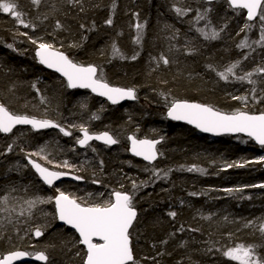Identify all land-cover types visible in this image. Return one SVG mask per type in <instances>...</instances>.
Returning <instances> with one entry per match:
<instances>
[{
	"label": "trees",
	"instance_id": "obj_1",
	"mask_svg": "<svg viewBox=\"0 0 264 264\" xmlns=\"http://www.w3.org/2000/svg\"><path fill=\"white\" fill-rule=\"evenodd\" d=\"M16 3L24 14L23 19L36 28L25 29L10 15L0 12V103L17 114L49 118L63 125L84 123L93 133L109 131L119 142L112 150L94 145L93 152L92 148L80 151L75 147L77 130L68 137L47 132L37 135L27 129L17 130L9 138L0 136V153H5L7 145L15 142L12 152L0 154V163L4 164L1 196L11 192V196L22 198V203L36 196L47 198L56 194L55 190L45 189L24 166L25 153L20 151L21 147L25 152H34L46 146L51 154L49 159L55 163L66 160L77 168L83 165L80 171H75V175L83 177V184L67 183L62 191L90 203L110 199L114 190L132 192L133 179L139 183L151 177L153 182L140 189L134 198L138 222L132 240L134 254L141 264H235L216 249L226 250L241 243L264 245V237L258 231L264 221V189L245 187L264 183L261 164L225 168L226 163L264 156V149L241 138L203 137L186 126L168 123L164 118L166 101L161 95L166 94L168 102L175 98L210 104L228 113L244 108L243 102L233 100L232 96H247L245 110L252 114L264 110V102L252 99L253 85L231 77L225 82L207 67L211 64L217 71H223L230 63L242 60V69L237 71L243 74L264 65V48L255 44L251 49L237 48L246 36L249 43L258 40L251 31L238 30L245 23L242 14L231 11L224 1L210 5L200 0H80L77 4H69L68 0H41L38 6L31 0H16ZM174 6L191 11L177 16ZM217 7L221 15L219 22L214 18ZM207 9H211L207 18L197 22V10L204 13ZM110 15L112 26L105 24ZM57 20L62 29L55 28ZM209 21L210 28L218 31L224 28L218 39L206 40L196 31L205 28ZM137 22L145 24L140 45L134 43ZM81 24L85 25L83 29ZM18 31H27L33 38L42 37L77 63L100 66L110 85L134 87L136 101L111 107L85 91L67 90L63 81L38 66L33 56L35 45L17 35ZM174 33H178L176 38L169 39ZM113 42L128 59L113 58ZM8 44L16 51L9 49ZM72 44L80 46L70 47ZM189 48L195 49L192 54H187ZM136 53H139L137 59H130ZM162 53L171 61L167 66L162 62L157 66V60L153 59ZM246 53L249 58L243 60ZM253 79L258 81L255 87L259 98L264 95L261 91L264 76L255 75ZM33 83L39 94L32 88ZM41 96L47 98L46 105L41 104ZM81 103H86V110L81 109ZM93 113L100 118L92 120ZM129 135L149 139L163 136L158 146L163 154L152 166L129 157L126 144ZM12 159L18 160L26 178L18 176L21 172L14 167ZM193 165L205 172L186 170ZM146 168L172 171L166 179H156ZM93 179L100 183H92ZM13 188L16 191H11ZM227 188H243V191H223ZM190 192L198 195L190 196ZM181 200L188 201L190 208H178ZM222 208L232 212L238 222L216 226L210 217ZM36 210L40 213L36 220L30 221L27 215L19 216L17 209L11 223L7 213H0V218L9 222L6 228L0 227V254L17 249L33 253L43 250L50 257L48 264H82V248L74 246L77 238L71 231L57 225L53 204L38 205ZM169 211L177 213L175 219L168 215ZM190 211L201 213L190 219ZM248 220H257V226L245 227ZM45 223L49 225L45 234L40 238L32 236V229ZM5 245L10 249H4ZM210 246L213 250L208 252ZM77 251H81V256L76 255ZM257 252L264 256V247L257 248Z\"/></svg>",
	"mask_w": 264,
	"mask_h": 264
},
{
	"label": "snow or ice",
	"instance_id": "obj_2",
	"mask_svg": "<svg viewBox=\"0 0 264 264\" xmlns=\"http://www.w3.org/2000/svg\"><path fill=\"white\" fill-rule=\"evenodd\" d=\"M68 2L69 4H77L80 3V0H68ZM208 2L211 3V0H208ZM31 3L38 6L41 0H31ZM227 3L238 15L242 10H246L245 23L240 28V32L251 31L252 28L256 26V23L259 24V39L249 43L246 36L237 44V48L251 49L253 44L264 48V0H227ZM114 8L115 5H113V9ZM173 10L177 16H185L191 11L190 8L176 6L173 7ZM81 11H83V7H81ZM209 11H211V9L205 10L204 13H200V11L197 10V22L205 20ZM0 12L10 15L19 26L25 29L35 30L36 28L35 24L30 21L26 22L25 19H23L24 14L18 10L16 0H0ZM133 15L138 19L137 13ZM45 19H47V17H45ZM105 24L108 26L113 25L111 15L105 20ZM210 24L211 21L205 25V28H197L196 31L206 40L218 39L220 32H222L224 28L222 27L218 31L215 28H210ZM80 27L83 29L85 25L81 24ZM93 27H95L94 24ZM134 27L136 30L134 43L140 45L144 39L145 24L137 22ZM55 28H63L59 20L56 21ZM206 28L209 30L206 31ZM177 34L178 33H174L169 39H175ZM17 35L26 37L31 44L35 45V56L38 62L60 73L66 79L69 89H90L92 93L100 97H105L112 104H118L120 101L126 99L134 100L137 98V92L134 87H116L110 85L105 78L103 68L100 66L94 64L85 66L81 63H77L64 52L56 48L52 43L45 42L42 37L33 38L27 31H18ZM237 35H239V33H237ZM6 46L16 51L12 44ZM79 46V44L70 45V47ZM111 50L113 58L119 57L120 59H128L115 42L112 43ZM194 50L193 48H189L187 54H192ZM252 50L254 51L255 49ZM138 55L139 53H136L132 55L130 59L136 60ZM248 58L249 54H244L243 60H247ZM153 59L157 60V66H159L161 62L165 66L171 63L170 59L163 53L158 58L154 57ZM242 62V60L232 62L226 66L223 71H217L211 64L207 65V67L209 70L216 72L219 79L225 82L229 81L231 77L235 81L247 82L253 85L254 87L251 89L252 99L256 102H264V95L259 98L256 96L257 89L255 85L258 81L253 79L255 75L264 76V65L257 66L252 71H245L243 74H238L237 70L242 69ZM261 82L264 83V80ZM164 83L167 82L165 81ZM32 88L39 94L36 83L32 84ZM261 91L264 92V89H261ZM161 95L165 97L167 107L166 116L168 119L173 121H185L205 133H213L216 135L221 133H245L261 147H264V110H261L259 114H252L245 110L248 105L247 96H232L233 100L243 102L244 108L236 109L228 113L210 104L190 103L186 100H178L175 98H172L171 101L168 102V96L164 93H161ZM40 102L45 105L48 103L47 98L43 96H41ZM80 107L83 110L87 109L86 103H81ZM90 118L92 120H98L100 117L96 113H93ZM17 125H30L33 130L37 131L54 128L58 129L59 132L66 137L72 136L73 130H77L80 136L76 138V144L82 148L91 147L93 152L96 151V148L90 145V141H101L107 146L115 145L119 142L109 131L93 133L84 123L63 125L49 118H37L26 114H17L11 111L5 104L0 103V133H12ZM127 139L131 143L130 150L132 154L137 157H142L144 161L151 163L155 161L159 155L163 154L159 152L157 148V145L163 142V136L159 139H138L135 135H130ZM14 144L15 142L8 144L5 153L0 154L12 152L14 150ZM20 151L25 153L28 164L35 170L43 183L49 187L54 186L55 182L60 180L61 177L70 175L71 171H80L83 167V165H81L80 168H77L69 164L66 160L61 163H55L53 160L49 159L51 154L47 151L46 146H41L38 151L34 152H25V149L21 147ZM34 157L38 159H34ZM38 161H43L44 163ZM253 164H264V156H260L254 160L226 163L225 168H243ZM47 165H51V167ZM102 165L103 161H101V166ZM57 169H69L71 171ZM186 170L189 172L196 171L202 174L205 172V169L195 165L188 167ZM145 171H150L151 175L156 179H166L172 169L163 171L155 168H146ZM161 172H163V176H161ZM72 179L82 180L83 177L72 175ZM151 182H153L151 177L148 181H140L139 183L133 179L132 192L114 190L110 194V199L97 203H90L84 198L75 197L62 191L58 187L55 189L56 194L54 196H49L47 198L36 196L34 198L22 200V203H20L22 198L13 197L11 196V192H9L8 194L0 196V213H7V218L11 223L12 214L17 213V209H19L17 213L19 216L27 215L28 220H31L34 216L33 210L38 209V205L54 204V218L63 222L64 225L69 226L71 229H74L75 233L78 234V239L75 241L74 246H83L82 264H141L134 254L132 240L135 224L138 222V211L134 204V198L140 189L148 186ZM92 183L96 184L100 183V181L93 179ZM245 187L264 189V183L247 185ZM121 188H123V185H121ZM11 191L14 192L16 189L13 188ZM223 191L227 193L242 192L243 188H227L223 189ZM100 195L102 196L103 194L101 193ZM189 195L196 196L198 194L190 192ZM89 196H91V194H89ZM10 201H16V203H10ZM44 215L47 214L45 213ZM168 215L175 219L177 213L175 211H169ZM204 218L208 219L209 217ZM48 226L47 223L37 224L34 229H32V236L36 238L42 237ZM244 226L253 227L254 221L248 220L245 222ZM180 230H183V226H181ZM190 230L198 231V229ZM258 231L261 233V236L264 237V221L259 224ZM21 239H23V237H21ZM162 243H167V241H162ZM259 247H264V245H245L241 243L233 247H228L226 250L216 249V251H221L225 258L235 262V264H264V256H261L257 252V248ZM212 250L213 246L207 249L208 252ZM76 255L78 257L81 256V251H77ZM24 257H32L36 261L41 262V264H48L50 259L49 255L43 250L33 253L17 249L9 251L6 255L0 257V264H14L15 261Z\"/></svg>",
	"mask_w": 264,
	"mask_h": 264
},
{
	"label": "water",
	"instance_id": "obj_3",
	"mask_svg": "<svg viewBox=\"0 0 264 264\" xmlns=\"http://www.w3.org/2000/svg\"><path fill=\"white\" fill-rule=\"evenodd\" d=\"M200 1L203 2L204 4H213V3L216 2L217 0H211V3H209L208 0H200ZM224 1H226V3H227V0H224ZM227 4H228V3H227ZM228 6H229V5H228ZM229 8L231 9L230 6H229ZM243 11L246 13V10H243ZM34 56H35V52H34ZM35 58H36V56H35ZM36 59H37V58H36ZM37 61H38V59H37ZM38 64H39L44 70H46L47 72L57 75L59 78H61L62 80H64L65 83L67 84L66 79H65L60 73L56 72L54 69H49V68H47L45 65H42V64H40L39 62H38ZM68 89H69V88H68ZM69 90H82V91H87L91 96H93V97H95V98H98V99L104 101V102L107 103L109 106H118V105L127 104V103H128V104H131V103H134V102L136 101V99H134V100H127V99H126V100H122V101H120L118 104H112V103H111L110 101H108L105 97H100V96L96 95L95 93H92L90 89H78V88H77V89H69ZM190 103H194V102H190ZM166 113H167V112H166ZM165 118H166V121H167L168 123H174V124H179V125L186 126V127L192 129L193 131H195L196 133H198V134H200V135H202V136L214 137V138H220V137H231V138H236V137H241V138H244V139H249L250 141H252V142L254 143V145H255L256 147H260V148L264 149V147H261L259 144L256 143L255 140H253V139H251L250 137H248L245 133H221V134H219V135H216V134H213V133H205V132H202V131H200L199 129H197L194 125H190V124H188V123L185 122V121H173V120L168 119L167 116H166ZM15 128H30V129H32L30 125H17ZM15 128H14V129H15ZM14 129H13V130H14ZM53 129H54V128L41 129V130H38V131H37V130H33V129H32V130H33L34 132H41V131H45V130H53ZM0 134H2V135H4V136H7L9 133H8V134L0 133ZM78 135L80 136V133H79ZM129 136H130V135H129ZM138 139H144V138H138ZM90 144H97V145H100V146H105V147H107V148H109V149H113V148L117 145V144H115V145L107 146V145H105L103 142H101V141H96V140L90 141ZM159 145H160V144H159ZM159 145H157V147H158ZM76 147H77L78 149H84V148H85V147H84V148L80 147L78 144H76ZM130 148H131V143H130V141L127 139V154H128V156L131 157V158H133V159H135V160H138V161H140V162H142V163H144V164H146V165H148V166H152V165L157 161V159H158V158H157L155 161L149 163V162H147V161H144L142 157L134 156V155L132 154ZM26 163H27V165L30 167V171H31V173H33V175L37 178V180L40 182V184H42V185H43L46 189H48V190H51L54 186L59 185L62 181H70V182L78 183V184L83 182V180H75V179H72V175L70 174V175H67V176L61 177L60 180H58V181L55 182L54 186L49 187L48 185H46V184L43 183V181L39 178V176H38V174L35 172V170L31 168V165L28 164L27 159H26ZM261 170L264 171V164H261ZM53 210H54V213H55V207H54V204H53ZM56 222H57V225H58L59 227L66 228V229H68L69 231L73 232L74 235L76 236V238L78 239V234L75 233V230H74V229H71L69 226L64 225L63 222H61V221H59V220H57V219H56ZM80 247L83 248V246H80ZM7 253H8V252L1 254L0 257H2L3 255H6ZM14 264H41V262L36 261V260L33 259L32 257H24V258H22V259H20V260L15 261Z\"/></svg>",
	"mask_w": 264,
	"mask_h": 264
},
{
	"label": "bare ground",
	"instance_id": "obj_4",
	"mask_svg": "<svg viewBox=\"0 0 264 264\" xmlns=\"http://www.w3.org/2000/svg\"><path fill=\"white\" fill-rule=\"evenodd\" d=\"M219 1H224V0H217L216 2H219ZM216 2H214V3H216ZM225 3H226V1H224ZM203 3V2H202ZM213 3V4H214ZM227 4V3H226ZM207 5H210V4H207ZM227 6H228V4H227ZM229 7V6H228ZM230 9V8H229ZM231 11H234L233 9H230ZM234 12H236V11H234ZM240 14H242V16H243V20L245 21V15H246V13L242 10L241 12H240ZM258 23H256V26L255 27H253L252 29H257L258 28ZM243 26V24H240L239 26H238V30L240 31V28ZM34 52H35V48H34V51H33V56H34ZM34 58H35V56H34ZM35 60H36V62H37V64H38V61H37V59L35 58ZM38 66L39 67H41L39 64H38ZM86 66V65H85ZM42 68V67H41ZM43 69V68H42ZM44 70V69H43ZM44 71H46V70H44ZM47 72V71H46ZM47 73H49V72H47ZM50 74H52V73H50ZM52 75H55V74H52ZM57 78H59L57 75H55ZM61 81H63L64 83H65V81L64 80H62L61 78H59ZM65 87H66V89L67 90H69L68 89V87H67V84L65 83ZM69 91H82V90H69ZM85 92H87V91H85ZM88 93V92H87ZM98 99V98H97ZM102 101V100H101ZM104 102V101H103ZM107 104V103H106ZM128 104V103H127ZM132 104V103H131ZM108 105V104H107ZM109 106V105H108ZM118 106H120V105H118ZM111 107H116V106H111ZM166 112H167V108H166V110L164 111V118L166 117ZM165 120H166V118H165ZM171 124H174V123H171ZM22 129H27V130H29L30 132H32L33 134H37V135H42V134H44V132H47V133H54V134H58V135H61V136H64L62 133H60L59 132V130L58 129H53V130H45V131H41V132H34L32 129H30V128H15L13 131H12V133H9L7 136H4V135H2V134H0V136H2V137H5V138H9V136L11 137L15 132H17V130H22ZM100 132V131H99ZM99 132H95V133H99ZM78 134H79V132H78ZM200 135V134H199ZM79 136V135H78ZM114 136V135H113ZM202 136V135H201ZM64 137H66V136H64ZM115 137V136H114ZM127 137L128 136H126V144H127ZM203 137H207V136H203ZM116 138V137H115ZM208 138H213V139H217V138H214V137H208ZM236 138H241V137H236ZM241 139H244V138H241ZM244 140H248V141H250L249 139H244ZM253 145H254V143L252 142V141H250ZM118 144V143H117ZM92 147L94 146V145H97V144H90ZM97 146H100V145H97ZM117 146V145H116ZM115 146V147H116ZM255 146V145H254ZM75 147H76V145H75ZM101 147H103V148H105V149H109V148H107V147H105V146H101ZM114 147V148H115ZM256 147V146H255ZM77 148V147H76ZM89 148H91V147H86V148H84V149H78V150H89ZM113 148V149H114ZM158 148V147H157ZM258 148H260V147H258ZM110 150H112V149H110ZM34 159H38V158H35L34 157ZM158 160V159H157ZM38 162H40V161H38ZM23 164H24V166L25 167H27V169L30 171V167L27 165V163H26V158H25V156H23ZM144 164V163H143ZM146 165V164H145ZM146 166H148V165H146ZM62 171H71V170H69V169H61ZM22 173L23 172H21L20 174H18V176L20 177V178H22L23 177V175H22ZM33 174V173H32ZM76 173H75V171H71V175H75ZM36 178V177H35ZM37 179V178H36ZM83 180V182H84V179H82ZM70 181H62L59 185H61V184H65V183H69ZM83 182L82 183H79L80 185L81 184H83ZM42 185V184H41ZM59 185H57V186H54L51 190H55ZM43 186V185H42ZM44 187V186H43ZM45 188V187H44ZM46 189V188H45ZM48 190V189H47ZM110 198H111V196H110ZM188 203V201H186V200H181L180 201V203H179V205H178V208H181V207H185L186 209H188V208H190V205H188L187 204ZM198 212H196V211H194V212H189V216H190V219H192V218H195V217H197L198 216ZM57 223V222H56ZM73 233V232H72ZM74 234V233H73ZM80 246V245H79ZM1 255V254H0Z\"/></svg>",
	"mask_w": 264,
	"mask_h": 264
},
{
	"label": "rangeland",
	"instance_id": "obj_5",
	"mask_svg": "<svg viewBox=\"0 0 264 264\" xmlns=\"http://www.w3.org/2000/svg\"><path fill=\"white\" fill-rule=\"evenodd\" d=\"M214 18L216 19L217 22H219L221 20V15H220V12H219V9L218 7L216 8L215 12H214ZM258 28H259V25H258ZM252 29L251 30V34L255 35L257 39H259V36H260V30L259 29ZM13 161V165L14 167L19 170L20 172H23L22 175H23V178H26L27 174L24 173V171L22 169H19L21 168L19 166V163H18V160H14L12 159ZM41 163H44L43 161H40ZM48 167H51L50 165H47ZM3 169H4V164L3 163H0V178L4 177L3 176ZM67 184H61L58 186V188H60L61 190L63 189V187H65ZM1 196V195H0ZM34 212V216L33 218L30 220V221H34L36 220V216L38 213H40L38 210L34 209L33 210ZM201 212H199L198 216L200 215ZM234 214L232 212H229L227 208H222V209H219L217 211H214V213L211 215V221L213 223L216 224V226H226V225H233L235 223L238 222V219H234L233 218ZM199 218V217H198ZM227 218V219H225ZM253 221V220H251ZM258 224V221L257 220H254V226L253 227H256ZM7 225H9V222H5L2 218H0V227L2 228H6ZM1 248V247H0ZM4 249H10V246H6L5 245V248ZM3 250V249H2ZM189 263V262H188ZM191 264V263H190Z\"/></svg>",
	"mask_w": 264,
	"mask_h": 264
},
{
	"label": "flooded vegetation",
	"instance_id": "obj_6",
	"mask_svg": "<svg viewBox=\"0 0 264 264\" xmlns=\"http://www.w3.org/2000/svg\"><path fill=\"white\" fill-rule=\"evenodd\" d=\"M75 145H76V142H75ZM101 147V146H100ZM86 148V147H85ZM69 183H73V182H69ZM67 184V183H66ZM74 184H78V183H74Z\"/></svg>",
	"mask_w": 264,
	"mask_h": 264
}]
</instances>
